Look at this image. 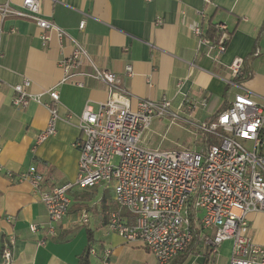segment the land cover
<instances>
[{"label": "crops", "instance_id": "crops-1", "mask_svg": "<svg viewBox=\"0 0 264 264\" xmlns=\"http://www.w3.org/2000/svg\"><path fill=\"white\" fill-rule=\"evenodd\" d=\"M20 1L11 0L14 5ZM40 12L82 41L96 66L117 74L132 94V106L138 98L167 97L177 109L188 98L198 106L195 119L207 121L229 104L234 93H255L249 75L261 76L264 83V0H41ZM81 21L85 22L82 30ZM210 22L224 23L231 32L220 54L199 44L190 29L192 23L206 29ZM0 29V163L13 174L0 172V254L3 243L11 239L13 264H76L86 230L74 223L75 217L82 209H90L88 228L99 224V213L94 214V209L100 207L105 187L74 188L68 213L55 225V233H50L38 191L30 180L18 181L16 174L35 166L43 175L41 187L45 189L73 181L79 158L75 142L80 136V114L86 104L95 109L103 103L108 88L81 75H75L73 82L61 83L56 132L35 144L36 135L49 119L43 104L48 96L41 95L40 101L31 100L21 108L12 102V86L28 79V91L37 95L57 84L63 77L58 60L71 53L72 43H59L55 31H46L49 39L43 42L42 30L26 17L0 18ZM235 57L243 59L240 81L229 70ZM127 65L132 75L126 73ZM81 70H90V66L85 63ZM203 100L206 102L201 105ZM247 222L252 241L264 247V212H249ZM30 225L37 229L31 230ZM105 229L94 230L93 238L110 248L111 264L112 257L126 249L145 264H158L144 247L124 242L115 232L102 233ZM76 234L81 239L78 248L72 246ZM231 247L230 240L224 241L213 254L201 242L182 264H228ZM94 261L96 258L90 264Z\"/></svg>", "mask_w": 264, "mask_h": 264}, {"label": "built area", "instance_id": "built-area-1", "mask_svg": "<svg viewBox=\"0 0 264 264\" xmlns=\"http://www.w3.org/2000/svg\"><path fill=\"white\" fill-rule=\"evenodd\" d=\"M40 1L21 0L17 5L11 0L0 1L1 20L8 16L30 18L42 30L43 42L49 39L46 31H55L59 43H72L71 53L58 60L63 77L57 84L37 95L28 91V79L12 86V102L21 108L31 100L40 101L41 95L48 96L43 104L49 119L36 135L35 144L56 132L61 83L81 75L101 81L108 88V98L103 103L95 109L86 104L80 114V136L75 142L79 158L73 181L45 189L41 187L43 175L35 166L16 174L18 181L28 179L38 191L48 214L49 232L55 233V225L68 213L74 188L107 186L112 189L116 208L109 212L105 226L124 242L147 249L158 264H169L181 253L191 242L194 230L199 231L201 242L213 254L222 242L230 240L228 264H264V247L252 241L247 222L249 212H264V96L249 90L236 92L229 104L207 121L195 119L198 106L188 98L177 109L167 97L138 98L132 106V94L119 82L117 74L96 66L82 41L43 16ZM84 24L79 23L80 30ZM216 25L219 33L214 39L200 23H192L190 29L199 44L220 54L230 34L224 23ZM85 63L90 70H81ZM242 66L243 59L235 57L229 65L230 73L234 77L241 74ZM125 71L132 75L130 65ZM74 83L82 85L81 81ZM160 118L190 126L204 140L203 145L198 149L140 145L143 131ZM207 135L216 142H208ZM0 172L13 175L1 163ZM78 217L79 224L90 223L88 211L81 210ZM30 228L37 229L35 225ZM110 254L109 247L100 252L91 248L90 255L96 258L92 264H111ZM0 256V264H13L11 239L3 243Z\"/></svg>", "mask_w": 264, "mask_h": 264}, {"label": "rangeland", "instance_id": "rangeland-1", "mask_svg": "<svg viewBox=\"0 0 264 264\" xmlns=\"http://www.w3.org/2000/svg\"><path fill=\"white\" fill-rule=\"evenodd\" d=\"M249 76H250L249 77L250 79L253 78L252 82H250L249 85L253 88L254 92L258 94L259 96H264V88H263L264 83H263L262 77L256 76V75L255 77L252 75H249ZM246 80L248 79L247 78L243 79V81H246ZM263 137H264V130H263ZM245 144L247 147H250L249 143H245ZM140 145L149 147V148H159V149H173V148L198 149L199 146L203 145V140H200V135L197 134L193 128H190L179 122L170 123L168 120L160 118V119H155L151 123L150 127L143 131V134L140 140ZM78 215L79 213L75 217L74 223L77 225H80L81 227L82 226L85 227V229L89 227L88 226L89 224L87 225L79 224ZM107 231L108 229L106 227V229L102 233L104 232L107 233ZM102 233H100V235H102ZM73 240L74 241L72 243V246L74 248H78L77 246L79 245L81 241L78 234L75 235ZM86 242H87V239L85 241V244ZM105 247L106 246L104 245L101 246V244H99V240L97 238L92 239L91 248H93L95 251L100 252ZM91 248H90V251H91ZM90 251H89V257L91 261L92 258L94 259L95 257L93 255H90ZM151 259L153 260V258ZM112 261L114 264H145L144 259L140 258V256H137L134 252H131L129 249L124 250L118 256H113Z\"/></svg>", "mask_w": 264, "mask_h": 264}, {"label": "trees", "instance_id": "trees-1", "mask_svg": "<svg viewBox=\"0 0 264 264\" xmlns=\"http://www.w3.org/2000/svg\"><path fill=\"white\" fill-rule=\"evenodd\" d=\"M217 23H209L207 28H206V34L211 38L214 39L218 33H219V29L216 25ZM229 34L231 35V32H229ZM230 39V36H229ZM228 39V41H229ZM227 41V44H228ZM242 78V75H237L235 76V80L240 81V79ZM216 116V113H214L212 115V117L210 119H213ZM207 141L208 142H216V139L214 137H212L211 135H207ZM204 141V140H203ZM96 187V186H95ZM93 188V187H91ZM84 189H90V188H84ZM112 189L109 187H105L103 188L102 191V196H101V205L100 207H95L94 209V214H96L97 212L99 213L98 218L100 220V223L97 224L96 226H94L93 228H86V239L87 242L84 246V248L82 249V251L79 253L78 257H77V262L76 264H90L89 261V251L91 248V243H92V239H93V232L94 230H97L103 226H105L109 220V212L113 209L116 208L115 203L114 206L112 205L114 200L111 197V191ZM78 197L80 196H76L75 198L78 199ZM90 210V209H87ZM201 243V238L199 236V231L198 230H194V234H193V238L191 240V242L188 244V246L178 255H176L169 264H182V262L185 260V258L194 252L195 247H197V245H199Z\"/></svg>", "mask_w": 264, "mask_h": 264}]
</instances>
